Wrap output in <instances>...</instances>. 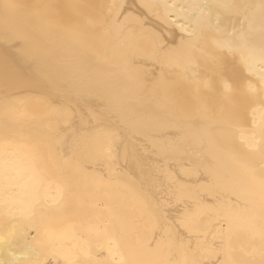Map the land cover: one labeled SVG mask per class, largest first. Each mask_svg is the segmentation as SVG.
Returning <instances> with one entry per match:
<instances>
[{"label": "snow or ice", "instance_id": "snow-or-ice-1", "mask_svg": "<svg viewBox=\"0 0 264 264\" xmlns=\"http://www.w3.org/2000/svg\"><path fill=\"white\" fill-rule=\"evenodd\" d=\"M25 7L28 6L14 0H0L3 21L0 40L5 44L28 46L30 37L13 23ZM44 7L77 28L81 27L78 17L83 15V9H99L95 18L88 20L92 29L89 37L119 54L118 38L104 41L103 37L115 27L120 29L119 36H123L127 18L123 23L119 20L122 4ZM144 7H162V19L184 35L175 47L157 41L154 52L162 66L179 70L182 94L173 106H164L162 112L145 106L142 118L154 127L171 126L183 132L179 121L202 128L201 114L211 112L215 118L211 140L217 150L230 146L246 157H258L259 166L245 163L241 176L232 168L220 167L213 154L196 169L197 172L203 169L204 178L202 183L198 181L199 189L191 196V203L185 200L187 182L179 180L169 186L172 198L163 201L123 174L116 136L106 123L103 110L90 114L87 125L76 132L72 155L58 147L66 143L61 139L59 127L55 131L24 132L6 111L0 122V246L10 250L21 241L24 246L21 258L0 259V264H264V0L260 5L165 2ZM253 7L261 12L258 38L252 33L247 13ZM65 9L70 14L65 15ZM246 21L248 31L243 27ZM80 35L76 32L77 37ZM31 54L40 59L44 50L37 47ZM55 71L57 79L63 82L60 95L67 102L59 109L60 118L56 120L59 125L61 121L70 122L75 115L70 106L73 102L98 95V81L82 74L76 66L62 65ZM42 78L51 82L47 74ZM12 84L25 87L31 82L17 78ZM158 89L167 95L163 80L148 83L135 78L129 93L146 99ZM120 111L123 114L140 110L129 104ZM257 111L261 113L259 121L255 118ZM51 123L42 119L39 127L47 129ZM85 157L107 163L108 170L88 172L90 183L81 185L86 170L80 159ZM22 172H27L31 181L27 201L19 198ZM117 193L124 196L122 207L127 209L126 214L109 205H104L102 211H92L101 208V200H110ZM205 194H211L212 202L205 201ZM173 199L176 204H184L175 221L170 219V209L175 207ZM17 212L29 221L28 227L22 226ZM35 218L40 219L42 228L35 226ZM205 218L213 224L209 231L202 227ZM257 220L258 261L249 259L250 253L240 243L244 239L255 247ZM29 227H35V235L31 237ZM193 235L197 238L195 248L191 246ZM34 245H39V251Z\"/></svg>", "mask_w": 264, "mask_h": 264}, {"label": "bare ground", "instance_id": "bare-ground-1", "mask_svg": "<svg viewBox=\"0 0 264 264\" xmlns=\"http://www.w3.org/2000/svg\"><path fill=\"white\" fill-rule=\"evenodd\" d=\"M15 3L28 7L20 9V15L13 23L16 27L30 37L26 47L23 43L5 44L0 40V122L5 118L6 111L14 117L18 127L27 132L29 130H52L59 127L61 139L66 141L58 144V147L68 151L70 155L72 138L76 132L87 125L92 113L104 111L107 117L106 123L113 129L118 146L119 166L126 177L139 186H143L146 192L154 193L156 198L167 201L172 198L170 184L174 180L185 181V200L191 203V196L199 189V183L203 182V169L197 172L200 162L213 154L217 157L220 167L234 169L241 176L244 175L245 163L259 166V158L246 157L239 151H234L225 145L223 151H218L211 140V127L214 116L211 112L201 114L202 128H193L187 121H179L183 132H178L175 127H154L151 122L142 118L145 106L156 112H162L164 106H173L175 99L182 93L183 85L179 70L162 66L154 57L157 41L160 45L175 47L180 43V37L184 35L178 28L162 19L164 9L147 8L144 5H163L165 2L177 3H234L260 5L261 0H14ZM119 3L123 5L119 20L124 25L123 36H119L120 29L115 27L110 35L103 37L118 38V52L113 54L104 43L98 39L89 37L92 31L88 20L95 18L99 9H83V15L78 17L81 27L67 24L57 17L51 8L45 5L63 4H95L109 5ZM107 14V8L103 9ZM252 33L258 38L261 24V12L258 7L247 9ZM68 15L69 10L65 9ZM235 20L236 18L233 17ZM3 21L0 19V25ZM237 27L240 24L237 23ZM245 31L249 30V22L243 25ZM76 32H80L79 37ZM84 41L85 43H81ZM40 47L44 55L40 59H34L32 51ZM62 65L76 66L85 75H90L98 81L96 89L98 95L86 96L73 102L70 106L75 110V115L69 121L56 120L60 118L59 109L66 105V101L60 95L63 82L56 77L58 67ZM47 74L51 82L42 77ZM31 82L29 86L15 87L14 79ZM135 78H142L145 82L154 83L164 81V88L168 89L165 95L160 89L149 94L144 99L130 95L129 87ZM134 105L140 111H128L121 113L124 105ZM196 102L193 101V111ZM71 115V114H69ZM252 118L251 116L249 117ZM257 121L261 113L256 112ZM42 119L51 120L47 129L39 127ZM95 121H93L94 123ZM80 164L85 171L81 185L90 183L87 173L90 171H107L108 164L95 158L85 157L80 159ZM22 185L18 189L19 198L27 201L31 189V181L27 172H22L20 180ZM73 190L77 185L73 184ZM129 198L131 193H128ZM87 199V197H85ZM206 202H212L211 194H205ZM124 196L114 194L110 200H101V208L92 209L93 212L102 211L104 205H109L118 212L127 213L123 208ZM170 209V219L176 220L184 210V204H176ZM2 211V208H0ZM22 226L28 227L29 221L19 216ZM35 226L41 227L39 218H35ZM205 231L211 230L212 221L205 218L202 226ZM227 229L228 225L225 224ZM259 222H256V239L252 247L247 240L240 241L250 253L249 259L259 260ZM35 235V227H29L28 236ZM185 235H187L185 233ZM192 247H196V236H192ZM200 239L203 241L204 237ZM211 240V235L207 237ZM24 242L10 250L0 246V259H12L13 256L21 258ZM39 251V245H34Z\"/></svg>", "mask_w": 264, "mask_h": 264}]
</instances>
